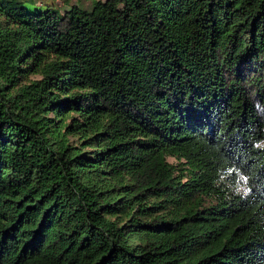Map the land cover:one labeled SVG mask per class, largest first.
Masks as SVG:
<instances>
[{
  "label": "trees",
  "instance_id": "16d2710c",
  "mask_svg": "<svg viewBox=\"0 0 264 264\" xmlns=\"http://www.w3.org/2000/svg\"><path fill=\"white\" fill-rule=\"evenodd\" d=\"M56 2L0 0V264H264V0Z\"/></svg>",
  "mask_w": 264,
  "mask_h": 264
},
{
  "label": "rangeland",
  "instance_id": "374dc122",
  "mask_svg": "<svg viewBox=\"0 0 264 264\" xmlns=\"http://www.w3.org/2000/svg\"><path fill=\"white\" fill-rule=\"evenodd\" d=\"M91 1H93V0H69V4H66L65 6H64V4H62L60 2H56L55 6L61 12H63L65 9L69 8V6H71L72 4H77V3H80L82 6L89 8L91 5ZM169 162L174 163V161L171 159H169Z\"/></svg>",
  "mask_w": 264,
  "mask_h": 264
}]
</instances>
